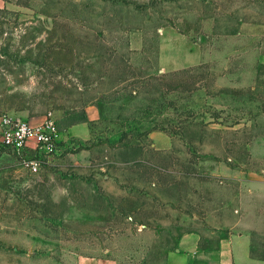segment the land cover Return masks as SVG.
<instances>
[{"label":"rangeland","instance_id":"rangeland-1","mask_svg":"<svg viewBox=\"0 0 264 264\" xmlns=\"http://www.w3.org/2000/svg\"><path fill=\"white\" fill-rule=\"evenodd\" d=\"M5 1L0 121L57 145L0 143V264H264V0Z\"/></svg>","mask_w":264,"mask_h":264},{"label":"crops","instance_id":"crops-1","mask_svg":"<svg viewBox=\"0 0 264 264\" xmlns=\"http://www.w3.org/2000/svg\"><path fill=\"white\" fill-rule=\"evenodd\" d=\"M6 6L5 0H0V7ZM99 117L98 109L90 106L86 110V119L92 122ZM39 122H31V126H36ZM86 124V123H85ZM88 124V123H87ZM86 128V125H78L70 128L68 133L75 136L76 130ZM76 137V136H75ZM237 246L229 239H221L215 248H204L200 246V236L197 233L182 235L173 253V261L170 257L164 264H239L240 259L236 257ZM178 262V263H177ZM85 264H115L107 260H86Z\"/></svg>","mask_w":264,"mask_h":264},{"label":"built area","instance_id":"built-area-1","mask_svg":"<svg viewBox=\"0 0 264 264\" xmlns=\"http://www.w3.org/2000/svg\"><path fill=\"white\" fill-rule=\"evenodd\" d=\"M0 128V143L17 155L22 156L40 146L47 152H53L56 149L57 142L52 123L45 122L42 125L31 126L27 122L2 119ZM24 166L33 174L39 170V163L33 159L25 160Z\"/></svg>","mask_w":264,"mask_h":264},{"label":"trees","instance_id":"trees-1","mask_svg":"<svg viewBox=\"0 0 264 264\" xmlns=\"http://www.w3.org/2000/svg\"><path fill=\"white\" fill-rule=\"evenodd\" d=\"M83 122H86V123H88V124H90V123H91V122H88V121H87V119H86L85 121H83Z\"/></svg>","mask_w":264,"mask_h":264}]
</instances>
